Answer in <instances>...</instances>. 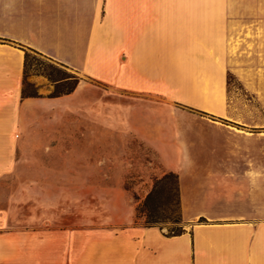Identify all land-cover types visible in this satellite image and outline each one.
Segmentation results:
<instances>
[{
	"label": "crops",
	"instance_id": "crops-1",
	"mask_svg": "<svg viewBox=\"0 0 264 264\" xmlns=\"http://www.w3.org/2000/svg\"><path fill=\"white\" fill-rule=\"evenodd\" d=\"M256 1L0 0V180L10 181L7 187H36L24 178L32 161L63 159L19 151L21 137L40 114L73 111L69 103L85 81L211 113L205 99L212 102L221 86L191 80H222L221 65L235 63L240 51L248 54L247 36L264 28V3ZM31 50L84 81L68 95L23 98L24 55ZM191 65L203 70L192 73ZM169 112L164 131L155 122L135 120L132 126L131 114L125 126L178 174L188 226L172 235L134 224L128 207L101 232L87 233L86 264H264V184L239 183L254 161L264 160L263 143L181 109ZM175 160L180 162L171 164ZM194 161L215 177L213 183H186ZM192 187H200L197 200L190 196ZM7 222L8 213L0 211V264H78L76 233L6 229Z\"/></svg>",
	"mask_w": 264,
	"mask_h": 264
},
{
	"label": "rangeland",
	"instance_id": "rangeland-1",
	"mask_svg": "<svg viewBox=\"0 0 264 264\" xmlns=\"http://www.w3.org/2000/svg\"><path fill=\"white\" fill-rule=\"evenodd\" d=\"M256 2L261 5L264 0ZM261 32L264 35V28L258 29V26L254 36L247 31V35H252L247 36L248 54L247 50L240 51L235 63L221 65L222 80L192 78L191 83L201 87L221 86V92L217 91L220 94L210 97L212 102L205 99L211 113L175 100L122 93L85 81L84 88L69 103L73 111L42 113L31 120L21 137L19 151L64 156L61 160L32 161L35 166L26 171L24 178L36 187H7L11 182L0 180V211L8 213L5 228H47L76 233L78 264H86L87 233L101 232L124 215L128 207L134 209V224L154 223L169 234L183 231L188 225L180 204L178 174L150 144L136 136L133 128H127L125 121L131 114L132 126L135 120L138 124L141 120L143 124L155 122L164 131L170 120L169 110L181 109L193 115V119L212 121L235 133L258 138L264 147V37H260ZM27 54V78L23 85L27 93L54 98L83 80L46 56L32 51ZM191 70L200 74L203 65H191ZM188 97L199 99L194 94ZM198 162L194 161L196 166L191 170L194 174L184 176L186 183H213L215 177L207 169L198 168ZM254 162L256 168L264 167V160ZM239 181L249 183L246 176H240ZM258 184H264V177ZM199 189L190 190L193 199L197 200ZM149 194L151 197L146 201Z\"/></svg>",
	"mask_w": 264,
	"mask_h": 264
},
{
	"label": "trees",
	"instance_id": "trees-1",
	"mask_svg": "<svg viewBox=\"0 0 264 264\" xmlns=\"http://www.w3.org/2000/svg\"><path fill=\"white\" fill-rule=\"evenodd\" d=\"M31 51H32L33 53L39 54V53H37V52H35V51H33V50H31ZM39 55H40V54H39ZM28 62H29V54H27V52H26L25 55H24V64H23V85L25 84V80H26V78H27L26 70H27ZM75 87H76V86H75ZM75 87H74L73 89H70V90L66 91L65 93H62V94L56 95V96H54V97H59V96H61V95H68V94H70V93L73 92V90L75 89ZM22 97H23V98H34V97H37V95H36L35 93H27V92H25L24 87H23V89H22ZM150 197H151V194L148 195V197L146 198V201L149 200ZM143 207H145V204H143ZM145 226H155V224H154V223H149V222H147ZM181 232H182V231H179V232H175V231H173V232H172V235H178V234H180Z\"/></svg>",
	"mask_w": 264,
	"mask_h": 264
},
{
	"label": "clouds",
	"instance_id": "clouds-1",
	"mask_svg": "<svg viewBox=\"0 0 264 264\" xmlns=\"http://www.w3.org/2000/svg\"><path fill=\"white\" fill-rule=\"evenodd\" d=\"M245 176L248 178L250 185L255 188L258 186L260 179L264 177V170L256 167H250L245 173Z\"/></svg>",
	"mask_w": 264,
	"mask_h": 264
}]
</instances>
